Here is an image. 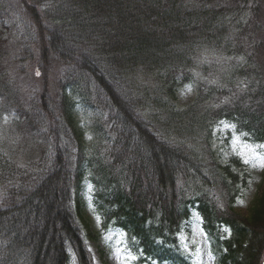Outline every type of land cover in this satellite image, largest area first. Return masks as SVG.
Returning a JSON list of instances; mask_svg holds the SVG:
<instances>
[{"label": "trees", "instance_id": "16d2710c", "mask_svg": "<svg viewBox=\"0 0 264 264\" xmlns=\"http://www.w3.org/2000/svg\"><path fill=\"white\" fill-rule=\"evenodd\" d=\"M263 3L0 0V29L18 46L10 71L30 87L15 124L42 139L24 167L0 157V264H70V255L92 264L80 223L92 178L108 191L109 227L135 238L143 260L190 264L175 245L198 217L214 264H264V176L248 215L238 214L239 162L225 165L212 142L227 119L264 144V69L253 57L261 44L245 50L249 27L236 17ZM211 51L248 63L214 73L230 91H213L234 111L202 94ZM241 79L251 89L241 93ZM187 84L196 101L179 109ZM85 109L101 121L81 119Z\"/></svg>", "mask_w": 264, "mask_h": 264}, {"label": "rangeland", "instance_id": "374dc122", "mask_svg": "<svg viewBox=\"0 0 264 264\" xmlns=\"http://www.w3.org/2000/svg\"><path fill=\"white\" fill-rule=\"evenodd\" d=\"M258 13L253 15L249 10L241 12L236 17L245 27H249L248 39L245 43V50L253 44H261L257 50L255 66L264 69V3L259 7L253 6ZM259 8V9H258ZM240 22H235L231 26ZM13 36H9L0 29V157L3 160L12 161L18 167L26 166L29 161L34 160L38 155L42 144V139L37 134L18 131L16 121L19 118L18 108L20 105L26 107V92L30 89L28 80L16 73L11 72L14 68L12 62L17 61L15 56L18 53L17 43ZM207 55L210 61L208 78L201 77L199 85L203 88L202 94L206 96L208 105H215L217 109L227 108L226 112L235 110L238 106H232L228 102V97L224 93L216 94L214 87L221 86V91L228 92L227 84L220 80L213 79L216 70L222 73L234 69L237 63L247 67L248 63L243 59L227 58L209 52ZM9 66V67H7ZM16 66V65H15ZM254 68V67H253ZM254 68V69H257ZM253 69V70H254ZM255 80L254 78H251ZM246 80L237 81L238 89L241 93L251 88L244 84ZM196 85H184L178 90V100L174 101V106L179 109L196 101ZM178 104V105H177ZM81 119L90 118V125L100 122L101 118L97 112L85 109L79 113ZM102 127L107 129L105 119ZM213 148L217 154H221V161L227 164L235 162V172L241 177L238 185V198L234 206L235 211L247 216L249 209L257 193V187L264 176V144L254 142L249 135L244 133L240 123L221 119L214 124ZM28 160V162H27ZM247 160L248 163L244 161ZM234 164V163H233ZM21 165V166H20ZM95 179H86L82 185L81 192L84 200V211L80 223L89 227L83 232L85 243L92 259V264H159L157 261L143 260L142 252L138 242L125 232L109 227L112 221L109 219V205L107 203L108 191L99 181L98 186L93 182ZM245 181L243 183L242 181ZM4 186L0 184V197L4 194ZM223 233L226 232L222 229ZM96 237L92 238L91 234ZM208 236L203 232L200 220L194 217L188 223V228H183L178 237L175 249H177L190 264H214V256L210 253ZM142 258V259H141ZM71 264H74L71 263Z\"/></svg>", "mask_w": 264, "mask_h": 264}, {"label": "snow or ice", "instance_id": "6c2138e0", "mask_svg": "<svg viewBox=\"0 0 264 264\" xmlns=\"http://www.w3.org/2000/svg\"><path fill=\"white\" fill-rule=\"evenodd\" d=\"M262 147H264V146H262ZM244 162H245V163H248L247 160H245ZM262 166H264V161H262Z\"/></svg>", "mask_w": 264, "mask_h": 264}]
</instances>
